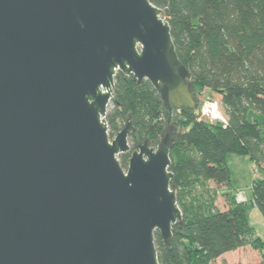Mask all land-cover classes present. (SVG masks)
<instances>
[{"label":"water","instance_id":"95a60500","mask_svg":"<svg viewBox=\"0 0 264 264\" xmlns=\"http://www.w3.org/2000/svg\"><path fill=\"white\" fill-rule=\"evenodd\" d=\"M118 73L150 82L169 123L199 108L151 0H0V264H160L155 233L170 246L184 224L172 128L122 167Z\"/></svg>","mask_w":264,"mask_h":264},{"label":"trees","instance_id":"16d2710c","mask_svg":"<svg viewBox=\"0 0 264 264\" xmlns=\"http://www.w3.org/2000/svg\"><path fill=\"white\" fill-rule=\"evenodd\" d=\"M151 2L167 14L176 52L191 75L195 92L216 97L226 118L222 125L199 120L196 112L175 111L184 120L171 147L170 171L184 224L175 227L170 246L155 233L159 262L209 264L251 247L261 254L257 264H264V241L255 237L247 204L230 198L228 208L218 211L186 200L196 185H231L228 155L249 157L264 165V0ZM115 82L107 122L111 138L131 123V151L119 157L127 170L139 146H160L170 125L169 113L150 82L138 84L122 73ZM252 191L253 203L264 217V180L255 181Z\"/></svg>","mask_w":264,"mask_h":264},{"label":"rangeland","instance_id":"374dc122","mask_svg":"<svg viewBox=\"0 0 264 264\" xmlns=\"http://www.w3.org/2000/svg\"><path fill=\"white\" fill-rule=\"evenodd\" d=\"M198 98L200 105L196 113L199 120H205L210 123L222 125L226 123V118L222 112L220 104L217 103L218 99L216 97L213 95L211 96L208 92H206L204 94L199 93ZM209 103H216L218 105L217 111L220 113V117L211 119L210 115H206L204 113L203 108ZM165 116L167 117V111H165ZM183 120L184 118L181 116V114L175 111L172 112L169 123V126L172 128V138H175L179 131H181L179 123ZM227 164L232 177L231 185L219 187L212 182L196 185L193 191H191L190 195L186 194L187 202L191 204L201 202L212 206L214 210L224 211L228 205V200L230 198H235L234 193L236 190L249 191L253 179L257 181L264 179V173L262 172V169H259L260 166H257L254 162L250 161L249 157L228 155ZM253 214L254 215L251 217V223L255 227L257 234L261 237H264V221L261 217V214L257 209ZM260 261V252L253 250L251 247H247L236 252L228 253L209 264H257ZM194 264L197 263L195 262Z\"/></svg>","mask_w":264,"mask_h":264},{"label":"crops","instance_id":"0c3cea01","mask_svg":"<svg viewBox=\"0 0 264 264\" xmlns=\"http://www.w3.org/2000/svg\"><path fill=\"white\" fill-rule=\"evenodd\" d=\"M250 161H252L250 158H249ZM253 162V161H252ZM256 164V163H255ZM257 165V164H256ZM257 166H260V170L262 169V172L264 173V165H257ZM264 180V179H262ZM257 181L255 179H253L252 183H251V187L249 189V191H243V190H236V192L234 193V196L236 198V200L239 202V203H245L248 205V217H249V220H250V224L251 226L253 227L254 229V233H255V237L256 238H261L263 241H264V237H261L257 234L256 232V229L255 227L253 226V224L251 223V217L254 215L253 213H255V210L257 209L253 203V191H252V186H253V183ZM226 205V204H225ZM228 208V205L226 206L225 210ZM258 210V209H257ZM261 214V213H260ZM263 221H264V217L261 215Z\"/></svg>","mask_w":264,"mask_h":264},{"label":"clouds","instance_id":"9594fccd","mask_svg":"<svg viewBox=\"0 0 264 264\" xmlns=\"http://www.w3.org/2000/svg\"><path fill=\"white\" fill-rule=\"evenodd\" d=\"M218 105L216 103L206 104L203 108V111L206 115H210L211 119H216L220 117V113L217 111Z\"/></svg>","mask_w":264,"mask_h":264}]
</instances>
